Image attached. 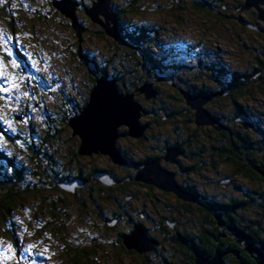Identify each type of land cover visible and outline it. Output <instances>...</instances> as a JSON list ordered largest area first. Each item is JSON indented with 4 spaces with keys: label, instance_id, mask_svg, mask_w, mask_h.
Instances as JSON below:
<instances>
[{
    "label": "rangeland",
    "instance_id": "rangeland-1",
    "mask_svg": "<svg viewBox=\"0 0 264 264\" xmlns=\"http://www.w3.org/2000/svg\"><path fill=\"white\" fill-rule=\"evenodd\" d=\"M98 3L0 0V177L23 167L29 181L20 188L25 194L16 199L12 212L0 213V264H71L67 255L75 247L87 252L91 264L184 262L186 248L177 244L174 235L184 232L200 239L215 208H198V202L184 199L169 186L141 185L140 171L151 162L172 173L176 185L186 188L183 183H187L206 196L205 201L223 199L220 207L234 212L233 220L243 226L253 222L264 235V171L256 166L259 174L247 170L248 155H234L226 137L229 126L224 125L251 130L252 138L262 141L256 146L264 147V0H246L249 9L245 0H107L108 16L97 13L94 17L91 8ZM205 5L207 9L201 7ZM64 8H73V19ZM106 22L116 28H109L114 35L104 27ZM125 27L129 31H121ZM128 32L138 37L141 50ZM80 49L86 60L77 55ZM136 58L140 65L135 64ZM92 72L97 74L95 80ZM98 79L114 81L121 94L133 95L142 136L131 134L123 123L113 136V156L107 149L93 150L72 160L67 154L80 148L79 136L68 137L66 128L65 134L61 132L64 146L57 143L59 135L47 143V123L61 127L59 107L66 103L68 112H75L70 126L77 115L75 106L87 105ZM238 81L248 84L246 90L240 86L241 97L235 92ZM145 86L148 90L143 91ZM186 95L202 101L209 114L204 121L212 122L196 124ZM215 114L225 123L220 117L213 119ZM43 147L47 154L34 155L29 150ZM257 150L252 155L261 160L264 152ZM149 154L161 155L143 160ZM52 160L57 172L64 169L71 177L78 169L84 174L96 167L104 169L93 174L94 182L85 184L82 178L65 182L73 185L79 199L67 194L56 197L54 217L49 212L54 191L35 173L49 174ZM231 165L242 169L232 178L239 190L218 182L232 176ZM36 182L42 191L26 188ZM248 190L250 200L243 195ZM90 195L97 203H90ZM233 198L249 202L233 206ZM117 211L121 217L115 216ZM135 226L143 228L144 238L151 242L129 240L128 247L127 237ZM242 255L247 261L241 264L255 262L247 251ZM225 256L229 264L230 254Z\"/></svg>",
    "mask_w": 264,
    "mask_h": 264
},
{
    "label": "water",
    "instance_id": "water-1",
    "mask_svg": "<svg viewBox=\"0 0 264 264\" xmlns=\"http://www.w3.org/2000/svg\"><path fill=\"white\" fill-rule=\"evenodd\" d=\"M106 2L107 0H100V3L91 8V13L95 11V13L92 14L94 17L97 16V13L106 15ZM65 10L62 11L73 19V8ZM261 17L263 18V14L261 15L260 13V18ZM108 19L109 18H107V20ZM103 25L104 27H106L107 31L111 32V34H113L112 31H115L116 29L114 26L109 27V24H107V22ZM146 89L148 90V86L143 87V91ZM186 97L188 100L187 103L191 105V107L195 110L196 124L199 125L201 122H206L204 121V116H209V114L204 110L202 101H196L194 95H186ZM190 100H194V102L197 103H193ZM138 110V103L133 100V95L121 94L118 91L117 85L114 81H107L105 79L96 80L95 86L92 88L89 94V102L80 111V113L72 117L70 122V126L73 129L72 134L79 136L80 139V148L78 150L79 154H90L93 150L105 151V149H107V153L113 156V136L116 137V129L123 123L128 125V127L131 129V134L135 136H142L143 129L141 131V129L138 128V117L140 115V112ZM241 118L245 120V118ZM213 119L215 118L213 117ZM210 120H207L206 123H209ZM210 122H212V120ZM246 122H243V124ZM140 174L142 182L153 183L162 189H167V186H169L179 196H182L184 197V199L188 200L184 191L174 182L173 174L159 168V166L154 165L153 162L146 164L141 169ZM80 184L74 185L79 186ZM62 186L67 190H74V187L71 184H63ZM219 223L222 224L221 222ZM228 229L230 235L233 236L235 241L239 245H243L244 250H246L250 254V256L255 259L256 264H264V243L262 241L256 242L250 235L242 233L240 230L236 229L233 226L228 227ZM143 233H145L143 228L135 226V230L132 236L127 237L126 244L128 245V247L131 246L129 240L133 243H135L136 240L140 244L144 243L145 238ZM147 239L148 238H146L145 240L150 241ZM142 249L145 250V248ZM192 250L195 254V264H222L221 257L223 253L219 250H216L215 253L209 256H205L202 252L194 247H192Z\"/></svg>",
    "mask_w": 264,
    "mask_h": 264
},
{
    "label": "trees",
    "instance_id": "trees-1",
    "mask_svg": "<svg viewBox=\"0 0 264 264\" xmlns=\"http://www.w3.org/2000/svg\"><path fill=\"white\" fill-rule=\"evenodd\" d=\"M202 8H205V9H207V5H205V6H201ZM14 21V20H13ZM116 25H120L118 22H116ZM10 27H11V24H10ZM126 28V27H125ZM121 29V31H129V29L130 28H126V29ZM130 33H132V32H130ZM128 35H130V38L132 37V35L131 34H129V32H128ZM126 36V35H125ZM127 37H129V36H127ZM133 38V37H132ZM131 38V39H132ZM137 36L136 37H134L131 41L133 42L134 41V43H133V45H135L136 47H137V44L136 43H139V41L137 40ZM128 39V38H127ZM129 40V39H128ZM127 45V44H126ZM133 45H129L128 46V48H129V50L134 54V53H137L136 51H137V49L133 46ZM138 45H140V44H138ZM126 47V46H125ZM139 50H141V48H139V47H137ZM77 55L79 56V57H82V58H86L87 59V57H86V55H84L83 53H82V50L80 49L78 52H77ZM85 59V60H86ZM138 58H136V62H135V64L137 63V65H140V63H139V61L137 60ZM91 62H94L92 59H89ZM95 63V62H94ZM86 64H88V63H86ZM93 73H95V72H92L91 73V75H93V78H94V80H95V77H97L96 75V73L95 74H93ZM101 73H103V72H101ZM222 73V72H221ZM225 72H223L222 74H224ZM95 75V76H94ZM99 75V74H98ZM236 76H238L237 74H235ZM238 83H239V86H238V88L237 89H239V90H236L235 92H237L238 93V96L239 97H241V96H243V95H241L240 96V90H241V85H244V89L243 90H246V86L248 85H246L245 86V84H241L242 82L241 81H238ZM181 95H182V93H181ZM182 98H184V100H185V97L182 95ZM65 102V101H64ZM85 104H86V102L85 103H83L82 104V106H75L76 107V114H78V113H80V111L85 107ZM66 107H68V105L66 104V103H64V106L63 107H59V114L60 115H62V118H61V120H60V124H61V127L60 128H57L55 125H54V123H53V121L52 122H48L47 123V131H46V137H45V142H47V143H49L48 141L49 140H51L52 138H53V140H51V141H55L56 140V135H59L58 137V140H57V143L59 144V145H62V146H64L65 144H64V140H63V138H61V132L62 133H64L65 132V130H66V128L68 129V132H67V134H65V135H68V137H72L73 135H72V130L71 129H69L70 128V126H69V119L71 118L70 116H72L73 115V113L75 114V112L74 111H70V113L68 112V108H66ZM162 110H163V107H162ZM168 111V110H167ZM168 112H170V111H168ZM242 112V111H241ZM243 113V115L241 116V117H246L245 116V113H244V111L242 112ZM216 116H213V115H211L212 117H214L215 119H218L219 117L221 118L222 116H217V114H215ZM249 115V114H248ZM235 117H237L236 115H234ZM248 118H249V116H248ZM249 119H251L252 120V116H250V118ZM221 120L224 122V118H221ZM225 123V122H224ZM242 124V123H241ZM224 125H226V126H229V131L226 133L227 134V140H228V143H230V146H231V148H232V151H233V153H234V155H236V154H241L242 156L243 155H248V163L249 162H251L252 163V166L250 165V167L253 169V171L255 172L256 171V174L258 173L259 174V172H257V170L258 169H261V170H263L264 171V153H263V157H261L262 159L261 160H256L255 158L256 157H253L254 156V154L252 155V153L253 152H255L256 151V149H258L257 151H262V152H264V147L263 146H260L259 145V147H257L256 146V144L258 143L259 144V142L261 141L260 140V138H256V139H254V138H252V136L250 135V133L252 134V132H251V130H249L250 131V133L249 132H247L245 129H244V131H239V129H238V131L237 130H234L233 129V127H231L232 125H230V124H224ZM240 126V125H239ZM244 127V126H243ZM253 127H254V124H253ZM231 128V129H230ZM240 128H242V125L240 126ZM245 128V127H244ZM65 129V130H64ZM60 133V134H59ZM73 137H75V138H77L76 136H73ZM258 137V136H257ZM145 138V137H144ZM78 139V138H77ZM76 139V140H77ZM259 139V140H258ZM262 142V141H261ZM45 145H46V143H45ZM246 146H247V148H246ZM31 147H32V145H31ZM29 150L34 154V155H36L38 152H42V153H45V154H47V149L46 148H41V149H36V148H29ZM35 150V151H34ZM78 147L77 148H74V149H71L70 150V153H68L67 155L69 156V158L70 159H72V160H78V157L80 156V154H79V152H78ZM231 151V150H230ZM48 153H50V151L48 152ZM236 153V154H235ZM29 156H30V154L29 153H27ZM2 155V154H1ZM53 155V154H52ZM158 155H161V154H157V155H155V154H149V155H145L144 157H143V160H147V159H151V158H155L156 156H158ZM67 156V157H68ZM250 156V157H249ZM31 157V156H30ZM33 157V156H32ZM31 157V158H32ZM254 159H253V158ZM69 159V160H70ZM247 160V159H246ZM53 161V160H52ZM247 163V164H248ZM55 164L57 165V163L55 162V161H53V163L51 164L50 163V165L52 166L51 168H49L48 170V173L49 174H44V175H40V172L39 171H35V173L40 177H43V182L42 183H44L45 185L47 184V185H51V188L50 189H52L53 191H54V195H52V197H54L53 199H50L49 201H50V210H49V212L53 215V217H54V214L56 215L57 214V211H56V207H58V203H57V199H56V197L58 198V199H62L61 197V195L62 194H67V195H71V196H74V198L75 199H79V198H77V192L76 191H70V190H67V189H65L62 185L63 184H65V182H68L69 180H71L70 178H72V179H75V178H82L81 180L83 181V183H87L88 181L90 182V181H93L94 182V180H93V174L95 173V172H100V171H103L104 169H100V168H98V167H96V168H93V169H91L89 172H87V173H83L82 172V170L81 169H78L77 170V173L76 174H73L72 175V177H71V175L70 174H66L65 172H64V169L62 170V172L60 171V172H57L56 171V169H55ZM257 167V170H255V168L254 167ZM239 172L240 173H242V169H240L239 170ZM52 173V174H51ZM80 176V177H79ZM47 178V179H46ZM27 179H28V175L26 174V171L24 170V168L23 167H21V168H19L18 169V171L17 172H14V174H12L11 176H3V177H0V213H1V211H4V210H6V211H11L12 212V209L14 208V206H15V204H16V199L17 198H19V197H21L23 194H25L24 193V190L23 189H20L21 187H22V185L23 184H27L29 181H27ZM117 181H119V179L117 178ZM49 183V184H48ZM141 183H143V182H141ZM184 184V186L186 187L185 189H189V190H192L189 186L187 187L186 186V184L187 183H183ZM144 185H145V183H144ZM188 185V184H187ZM91 186V185H90ZM26 188H32V189H34V190H36V192H39V191H42L41 189H40V187H39V183L38 182H36V183H34V184H32L31 183V185L29 186V184L26 186ZM56 190V191H55ZM193 191V190H192ZM198 192V194H197V196L199 197H201L202 199H203V202L205 201L204 199L206 198L205 196H203L201 193H199V191H197ZM76 196V197H75ZM90 197V199H91V202L90 203H92V204H95V203H97L96 202V200H95V197L94 196H89ZM113 203V202H112ZM79 204H81V205H85V203L84 202H79ZM218 204V206L220 207L221 206V204H222V202L220 201L219 203H217ZM55 207V208H54ZM119 208L120 209H122V205L120 206L119 205ZM264 209V208H263ZM115 216H122V214L121 213H119V211H117V213L115 214ZM225 219H226V221L228 222L229 221V219L227 218V217H225ZM55 223H57V224H61V221L59 220V219H57V218H55ZM216 221V220H215ZM163 225H162V227H165L166 225H165V223H162ZM253 227H249V229H252ZM216 229L217 230H219L218 229V226L216 225ZM254 229V228H253ZM217 230H215V231H213V230H209V232H208V235H210V234H215V233H217ZM221 230V229H220ZM248 231V230H247ZM256 231V230H255ZM177 232V231H176ZM250 234L252 233V230L251 231H248ZM256 232H258V231H256ZM9 233V235L11 236V233L10 232H8ZM7 233V234H8ZM180 234L179 235H174L175 237H176V240L178 241V243L177 244H179L180 246H182L183 248H186V250H184L183 251V253H184V257H185V259H184V262L182 263H175V264H193V253L191 254L190 253V251L188 252L187 250H189V247H188V244L186 243V242H184V240H188V239H190L191 237H189V235H187V234H185L184 232H179ZM225 233V232H224ZM260 238L259 237H256V236H254V239L255 240H261V241H263L264 242V235H261L260 234ZM12 238H13V236H12ZM223 243H224V241H222ZM186 243V244H185ZM195 243H197L198 244V242L195 240ZM225 244V243H224ZM198 246H200V247H202L201 245H198ZM226 248V247H225ZM224 248V249H225ZM214 250L215 249H210L209 250V253L208 254H211V253H213L214 252ZM71 251H73V253H72V255H67V259H68V261L71 263V264H91V261H90V259H89V257H87V252H85V250L84 249H80V247H75V248H73V249H71ZM188 254H190V258H188ZM188 255V256H187ZM226 258L227 257H225L224 259V261H225V264H228L227 262H226ZM166 263V262H165Z\"/></svg>",
    "mask_w": 264,
    "mask_h": 264
},
{
    "label": "flooded vegetation",
    "instance_id": "flooded-vegetation-1",
    "mask_svg": "<svg viewBox=\"0 0 264 264\" xmlns=\"http://www.w3.org/2000/svg\"><path fill=\"white\" fill-rule=\"evenodd\" d=\"M245 5H246L245 6L246 9H249L248 7L250 5L246 3V0H245ZM258 12H259V10H258ZM258 12H255V15H257V17L260 18V15H259L260 13L258 14ZM246 24H252V23L251 22H246ZM259 29H260V27H259ZM187 90H190V89H187ZM221 140L224 141L223 139H221ZM234 165H239V164L234 161ZM240 165L242 166V164H240ZM247 165H248L247 170L254 174V171L250 167V165L249 164H247ZM239 170H240L239 168H236L235 166L231 165L232 176H226L223 179L218 180V182H221L223 184L224 183L225 184H231V186H234V188L239 190L237 184L235 183V180L232 179L233 176L242 174V173L239 172ZM262 174H264V172ZM263 180H264V177H263ZM140 184L144 186V183H140ZM177 186L180 187L184 191L185 195L187 196L186 197L187 199H189V200L191 199V201L198 202L197 203V207L198 208H201L203 206H207V207L211 206L212 208H215V212H213L214 213L213 217L212 216L211 217L208 216L209 219H206V221H205L206 226H203V229H202L204 232L202 230L200 231L201 234H202V237L200 239H198L197 236H196L194 239L190 238L188 240L187 239L184 240L188 244L190 253L191 254L193 253L192 248H191V245H193V246L197 247V249L200 252H202L205 256H209V255H212L214 253L213 252L211 254H208L209 250L212 249V248L215 249V250L221 251L222 253H224L223 254L224 255L223 256L224 264H225V261H224L225 259L224 258L226 257L225 254H230V263L229 264H231V262L233 264H237V263L241 264L240 261H242L244 259L246 260V258H244L243 255H242L246 251L243 249V247H240L238 245V243L234 241L233 236H231L230 233H229L228 227H231L232 225H234L236 228L241 229L244 232H247L253 239H254V236L260 238L261 237L260 233L256 232L255 228L252 225L253 222H251V227H253L254 229L253 228L249 229V227H250L249 225L243 226L240 222L236 221V219L233 220V218L231 216H232V214H234V212L231 213L230 211H228V209L226 210V209H223V208L218 206L217 203H219L223 199L222 200L221 199L220 200L216 199L215 201H204L203 202V199L200 196L199 197L197 196V194H198L197 191L194 192V191H192L193 189L189 190V189H185L182 186H179V185H177ZM251 192L252 191H249V190L247 192H244L243 195L246 198V200H250L252 198V196H251L252 193ZM246 200L245 201H241V202H237L233 198V200H230V201H233V206H235V205H245V204H247L249 201H246ZM204 204H207V205H204ZM225 217H227L229 219L228 222L226 221ZM219 222H221L222 224H220ZM216 225L218 226L219 230L216 229ZM208 230H213V231L217 230V233L208 235V232H209ZM247 230L248 231L252 230V233L250 234ZM261 230L264 231V229H261ZM195 240L196 241H200L202 244L195 243ZM222 241H224L225 244ZM228 241H230V242H228ZM255 241H261V240H255ZM198 245H201L202 247H200ZM250 261H249L250 264H255L254 260H250Z\"/></svg>",
    "mask_w": 264,
    "mask_h": 264
},
{
    "label": "snow or ice",
    "instance_id": "snow-or-ice-1",
    "mask_svg": "<svg viewBox=\"0 0 264 264\" xmlns=\"http://www.w3.org/2000/svg\"><path fill=\"white\" fill-rule=\"evenodd\" d=\"M0 38H3V34L2 33H0Z\"/></svg>",
    "mask_w": 264,
    "mask_h": 264
},
{
    "label": "bare ground",
    "instance_id": "bare-ground-1",
    "mask_svg": "<svg viewBox=\"0 0 264 264\" xmlns=\"http://www.w3.org/2000/svg\"><path fill=\"white\" fill-rule=\"evenodd\" d=\"M100 9H102V8H100ZM90 66V65H89Z\"/></svg>",
    "mask_w": 264,
    "mask_h": 264
}]
</instances>
